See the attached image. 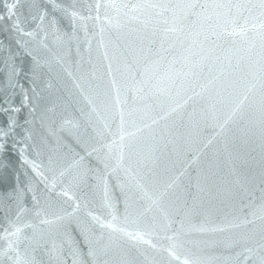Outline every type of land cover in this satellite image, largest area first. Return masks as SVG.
Masks as SVG:
<instances>
[{
    "label": "water",
    "instance_id": "1",
    "mask_svg": "<svg viewBox=\"0 0 264 264\" xmlns=\"http://www.w3.org/2000/svg\"><path fill=\"white\" fill-rule=\"evenodd\" d=\"M0 264H264V0H0Z\"/></svg>",
    "mask_w": 264,
    "mask_h": 264
}]
</instances>
